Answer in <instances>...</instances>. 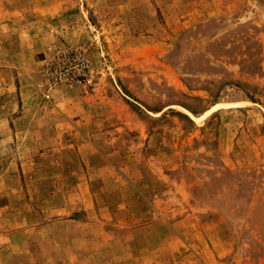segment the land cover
<instances>
[{
    "label": "rangeland",
    "instance_id": "374dc122",
    "mask_svg": "<svg viewBox=\"0 0 264 264\" xmlns=\"http://www.w3.org/2000/svg\"><path fill=\"white\" fill-rule=\"evenodd\" d=\"M0 264H264V0H0Z\"/></svg>",
    "mask_w": 264,
    "mask_h": 264
}]
</instances>
